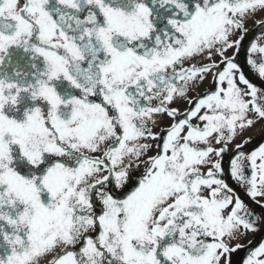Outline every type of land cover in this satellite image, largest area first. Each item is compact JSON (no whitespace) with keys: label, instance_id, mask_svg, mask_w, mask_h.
I'll list each match as a JSON object with an SVG mask.
<instances>
[{"label":"snow or ice","instance_id":"1","mask_svg":"<svg viewBox=\"0 0 264 264\" xmlns=\"http://www.w3.org/2000/svg\"><path fill=\"white\" fill-rule=\"evenodd\" d=\"M262 14L264 0H0V264H232L241 249L264 264V242H241L264 216L224 179L264 210V143L243 139L264 126V88L230 54L253 20L246 62L264 80Z\"/></svg>","mask_w":264,"mask_h":264},{"label":"flooded vegetation","instance_id":"2","mask_svg":"<svg viewBox=\"0 0 264 264\" xmlns=\"http://www.w3.org/2000/svg\"><path fill=\"white\" fill-rule=\"evenodd\" d=\"M264 18V14L258 16L257 19ZM248 32L245 35V39L242 42V47L239 53H232L236 55L237 63L245 71L248 78L258 87L264 88V80H261L259 76L250 69V66L247 65V50L250 46V43L260 35V30L256 27L253 20H249L247 24ZM213 83L211 78L204 81L197 89H194L190 95L195 96L197 93L203 95L206 91L211 90ZM182 111L187 107L186 102L178 103L176 105ZM170 121L167 119L161 121V127H166ZM251 138L250 143L245 145L244 151L250 152L254 150L255 147H258L260 143H264V126L257 125L255 128L250 130L245 134L243 139ZM237 143L241 142L240 139L236 141ZM234 148H230L227 153L224 155L223 166L228 169L230 167V159L233 157ZM224 179L227 183L234 189V191L245 201V203L254 211L257 216H264V210L261 209L259 205L251 201V199L246 195L243 188H241L235 181H233L230 176L226 173ZM248 241H252V245H256L259 242H264V224L260 225V230L256 233H249L247 237L241 241L243 244L248 245ZM246 256V249L238 250L236 253H233L231 256L232 264H242L243 258Z\"/></svg>","mask_w":264,"mask_h":264}]
</instances>
